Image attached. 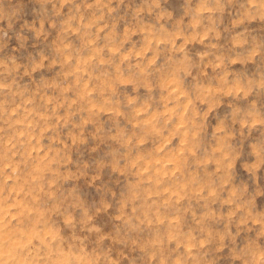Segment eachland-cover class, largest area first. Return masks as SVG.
Listing matches in <instances>:
<instances>
[{
    "label": "clouds",
    "instance_id": "obj_1",
    "mask_svg": "<svg viewBox=\"0 0 264 264\" xmlns=\"http://www.w3.org/2000/svg\"><path fill=\"white\" fill-rule=\"evenodd\" d=\"M0 264H264V0H0Z\"/></svg>",
    "mask_w": 264,
    "mask_h": 264
}]
</instances>
